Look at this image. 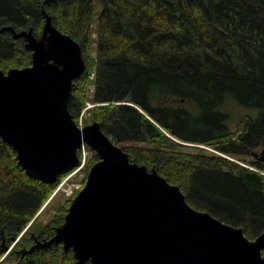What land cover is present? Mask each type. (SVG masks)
I'll return each mask as SVG.
<instances>
[{"label": "trees", "instance_id": "16d2710c", "mask_svg": "<svg viewBox=\"0 0 264 264\" xmlns=\"http://www.w3.org/2000/svg\"><path fill=\"white\" fill-rule=\"evenodd\" d=\"M96 1L0 0V28L32 27L38 36L45 10L79 42L86 65L94 41L93 100L102 104L93 107L91 122L115 144H139L121 147L130 161L179 185L193 208L254 238L264 230V162L249 160L261 173L228 157L174 148L190 142L249 156L264 146V0ZM30 64L24 40L1 31L0 69ZM88 73L89 65L73 80L74 120ZM96 160L94 154L87 168ZM55 185L29 178L0 137V259L2 239L9 245L25 228L15 245L27 247L35 215ZM71 200L56 206L37 238L53 234ZM16 264H75V258L58 244L18 254Z\"/></svg>", "mask_w": 264, "mask_h": 264}, {"label": "water", "instance_id": "95a60500", "mask_svg": "<svg viewBox=\"0 0 264 264\" xmlns=\"http://www.w3.org/2000/svg\"><path fill=\"white\" fill-rule=\"evenodd\" d=\"M42 12L38 36L32 27L0 28L31 52L29 66L0 69V137L26 175L47 184L78 164L82 143L98 160L53 234L18 252L60 244L75 264H264V230L251 239L193 208L179 185L130 161L97 121L77 126L68 100L86 61L79 42ZM1 248L9 250L4 239Z\"/></svg>", "mask_w": 264, "mask_h": 264}, {"label": "rangeland", "instance_id": "374dc122", "mask_svg": "<svg viewBox=\"0 0 264 264\" xmlns=\"http://www.w3.org/2000/svg\"><path fill=\"white\" fill-rule=\"evenodd\" d=\"M97 5H98V3L95 0V5L94 6H97ZM95 25H96V22L93 23V27L91 28L92 41L95 40V38H96ZM13 39H15V38H13ZM91 44H92V46H91L90 58H89V61L87 60V65H86L87 67L89 65V73H88L89 76H88V79L86 80V88H85V90H86V92H85V101H86V103L91 101L90 99H92V96H90V95H91V93H92V91L94 89V84L92 83L93 82V78L91 76H92V72L95 71V69H94V67H95L94 59L96 58V51L94 49V47H95L94 41ZM26 66H29V65H26ZM15 67L21 68L22 66H13V68H15ZM4 70L6 71L8 69H4ZM86 103H85V107H86ZM92 109H93V107H89L85 111V113L83 114L82 118L80 119V122L82 124L81 126L91 123L90 119H91V115H92ZM79 113L80 112H78V114ZM76 119H77V124H79V117L78 118L76 117ZM237 121L238 120H232L231 121V124L233 125L232 126L233 128L236 127ZM178 142L184 144L183 141H178ZM116 144L119 145V146L129 145V146H133V147L139 145V144H137L135 142H132V143L131 142H128V143H116ZM174 149L177 150V151H186V152H191V153L203 152L205 154H210V155H221V156H224V157H228V158H230V159H232L234 161L243 163L244 165H246V166H248L250 168H256V166H252V164L249 163L250 162L249 160H251L250 156H248V155H232V156H229V155H226L224 153H221L220 151L216 150L215 148H213L210 145H203V144H197V143H190L189 142V143H186L184 147H178L177 146ZM86 153H87V161H86L85 168H83V170L77 174L76 181H80V180H84L85 181V178L87 176V173H88L89 169L86 168V167H87L88 161L90 160V158H92L94 152L91 151V150L86 149ZM66 199H68V198L63 193V191H60L59 193H56L54 196H51V195L49 196V198L44 202V205H43V208H42L43 210L38 212L39 213L38 214V218H37V220H35L34 224L31 227L30 231L33 232L32 234H35V235L36 234H38V235L40 234V231L43 230V228H44L45 224L47 223L49 217L52 214H54L56 206L58 204H60V203L65 202ZM261 232L262 231L260 230V232L257 235H259ZM27 236H29V234ZM251 239H253V238H251ZM15 243L13 244V241H12L9 244V247L12 246V248L7 252L9 254L3 260L1 259L0 264H16L17 263V261H18V250L21 249L22 247L21 246H16ZM32 243H33L32 239H30V241H27V247L30 246ZM12 251H13V253H12ZM7 253H5V255Z\"/></svg>", "mask_w": 264, "mask_h": 264}, {"label": "built area", "instance_id": "2783aa9c", "mask_svg": "<svg viewBox=\"0 0 264 264\" xmlns=\"http://www.w3.org/2000/svg\"><path fill=\"white\" fill-rule=\"evenodd\" d=\"M92 104L88 103L87 102V105L86 107L78 114V117H79V125L81 126V122H80V119L82 118L83 114L85 113V111L91 107ZM86 156H87V153H86V150H85V147L82 146L81 148V157H80V162H79V165L73 170L71 171L57 186L56 190H59V189H62L65 194L68 196V195H71L73 194V191L75 189H78L82 186V183L81 182H76V183H73V184H67V181L68 179L73 176L74 174L76 173H79L82 168L84 167L85 163H86ZM64 185H66V187H64Z\"/></svg>", "mask_w": 264, "mask_h": 264}, {"label": "flooded vegetation", "instance_id": "af4514ba", "mask_svg": "<svg viewBox=\"0 0 264 264\" xmlns=\"http://www.w3.org/2000/svg\"><path fill=\"white\" fill-rule=\"evenodd\" d=\"M249 156L252 159V161L264 162V146H259L258 150L252 151ZM39 239H43V238H39Z\"/></svg>", "mask_w": 264, "mask_h": 264}]
</instances>
